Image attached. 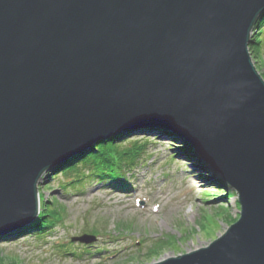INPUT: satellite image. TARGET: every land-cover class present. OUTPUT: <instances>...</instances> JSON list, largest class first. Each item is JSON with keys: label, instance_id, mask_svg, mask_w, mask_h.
<instances>
[{"label": "water", "instance_id": "water-1", "mask_svg": "<svg viewBox=\"0 0 264 264\" xmlns=\"http://www.w3.org/2000/svg\"><path fill=\"white\" fill-rule=\"evenodd\" d=\"M263 12L264 0H0V235L37 219L56 164L159 126L241 210L210 245L153 264H264V78L250 52Z\"/></svg>", "mask_w": 264, "mask_h": 264}, {"label": "rangeland", "instance_id": "rangeland-1", "mask_svg": "<svg viewBox=\"0 0 264 264\" xmlns=\"http://www.w3.org/2000/svg\"><path fill=\"white\" fill-rule=\"evenodd\" d=\"M252 36L251 56L264 78V24ZM126 138L148 143L122 171L129 189L85 167L66 175L54 169L65 160L56 164L38 190L41 208L60 209L61 220L41 236H0V264H153L210 245L240 217L236 188L216 183L210 163L181 151L180 140L145 130ZM78 174L83 181L69 184ZM86 234L95 239H76Z\"/></svg>", "mask_w": 264, "mask_h": 264}, {"label": "trees", "instance_id": "trees-1", "mask_svg": "<svg viewBox=\"0 0 264 264\" xmlns=\"http://www.w3.org/2000/svg\"><path fill=\"white\" fill-rule=\"evenodd\" d=\"M264 24V14L261 15L256 26L254 28V33L257 28H260L261 25ZM255 41L254 36H252V41ZM150 131L157 132V134L165 135L170 137L172 140H180L183 145L179 147L181 151H184L186 154L194 156L196 161L204 165L206 164V160L201 156V154L195 150V148L190 144L188 140L184 137L177 134L175 131L159 127V126H141L136 128L125 129L116 135H114L108 141H102L98 144L91 146L88 150L82 151L73 155L72 157L66 159L64 162L55 166L56 168L63 169V172L66 175L73 173V171L80 169L82 167L88 168L91 170V175L101 178L102 180L114 183L116 187H120L122 189H127L129 187V183L125 180V176L122 174L123 169H126L128 166L133 165L138 162L141 158L143 152L146 151L148 147V143H140V140L144 139H123L128 135L134 133L135 131ZM146 138V137H144ZM147 140V139H145ZM180 151V150H179ZM178 151V153H180ZM127 166V167H126ZM53 169V170H54ZM81 174V173H80ZM76 175V178L69 181V184H75L77 182L83 181V175ZM83 174V173H82ZM214 180L216 183H221L222 185H228V182L224 179V177L219 174L216 170L213 171ZM56 177V176H55ZM129 189V188H128ZM234 192V190H233ZM231 196V192H228ZM222 195V194H221ZM224 196V194H223ZM62 211L58 208L51 209V206L48 204L43 205L40 213L36 220L33 222L15 229L13 231L4 233L0 236L2 237H10L17 235H25L26 234H35L37 236H41L45 234V232L53 228L55 224L58 222V219L61 220ZM95 232L96 230H92Z\"/></svg>", "mask_w": 264, "mask_h": 264}, {"label": "bare ground", "instance_id": "bare-ground-1", "mask_svg": "<svg viewBox=\"0 0 264 264\" xmlns=\"http://www.w3.org/2000/svg\"><path fill=\"white\" fill-rule=\"evenodd\" d=\"M262 14H264V12Z\"/></svg>", "mask_w": 264, "mask_h": 264}]
</instances>
